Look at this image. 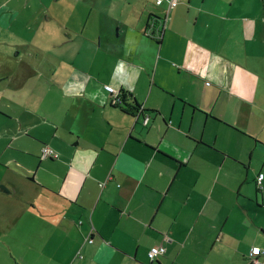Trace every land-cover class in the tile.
I'll return each mask as SVG.
<instances>
[{
  "label": "crops",
  "instance_id": "0c3cea01",
  "mask_svg": "<svg viewBox=\"0 0 264 264\" xmlns=\"http://www.w3.org/2000/svg\"><path fill=\"white\" fill-rule=\"evenodd\" d=\"M151 1L0 0V25L77 19L12 46L31 88L0 64V264H252L264 247V0ZM70 45L71 66L40 52Z\"/></svg>",
  "mask_w": 264,
  "mask_h": 264
},
{
  "label": "rangeland",
  "instance_id": "374dc122",
  "mask_svg": "<svg viewBox=\"0 0 264 264\" xmlns=\"http://www.w3.org/2000/svg\"><path fill=\"white\" fill-rule=\"evenodd\" d=\"M152 2V1H151ZM19 4L17 1H11L8 5H6V8H12L13 6ZM34 13H37V15H41L43 13H38L34 11ZM14 15L10 13V17L7 19L6 23L4 25H0V57L2 59V62H0L1 70L5 71L9 67L14 70L15 65L14 62L17 61L15 54L16 49H14L12 46L13 45H33L36 46L40 49H44L48 43L51 41H54L56 38L60 39L61 37L57 35L54 40H45V33L44 31L49 32L50 30H57L60 31L61 29L65 28L66 29V35L64 37H67V34L73 35V32H75L74 27L76 26L75 20H77L73 16H68L65 15L63 18L54 20L53 18L48 21V24L46 25V22L42 18H33V22L31 21L32 19L29 18H24V17H17L14 18ZM42 16V15H41ZM33 23L32 27L28 25V23ZM61 27H60V26ZM44 28V29H43ZM81 41L79 40V47H80ZM81 48V47H80ZM40 52H47L48 56L53 60V61H62L66 66H71L72 64L76 63L77 61L81 62L83 59H85V54L84 51L79 49L75 50L71 45L67 48H65L63 51H55V50H48V51H40ZM21 58L17 61V69L14 73H16V76L18 77L19 81L14 80L11 82V86L14 89H17L20 87L21 90L25 91V88H31L26 85V81H29L30 79L32 81H35L36 78L33 77L35 75L34 73L32 74V68L30 66H26L20 63V59H29L28 56H25L24 53H20ZM35 56V53H34ZM39 62L35 63L34 66H36L37 69L42 68V61L40 59ZM35 71V70H33ZM58 73H60L59 70H57ZM5 78V77H4ZM3 79V77H2ZM33 84V83H32ZM33 86H36V83L33 84ZM33 87V88H34ZM40 88V86H39ZM38 88V89H39ZM23 91V92H24ZM26 91H33V90H26ZM21 91H14L16 94H20ZM22 93V92H21ZM7 100L8 105H12L10 103V99H1V105L4 106V101ZM19 101V100H18ZM16 108H19L15 106ZM27 108V105L24 103L21 109H19L21 112H24ZM0 121L4 122L7 121L4 119V117L0 116ZM14 153L11 150H7L4 155V159L8 158L9 155ZM20 158H24V155L19 154L18 155ZM1 172L5 174L7 171L6 169L1 165ZM8 177V176H6Z\"/></svg>",
  "mask_w": 264,
  "mask_h": 264
},
{
  "label": "built area",
  "instance_id": "2783aa9c",
  "mask_svg": "<svg viewBox=\"0 0 264 264\" xmlns=\"http://www.w3.org/2000/svg\"><path fill=\"white\" fill-rule=\"evenodd\" d=\"M152 1L154 2L156 6H161L163 4H166L167 10L174 8L178 5V0H152ZM165 26H166V18H162L159 20L156 19L154 21L152 20L150 27L148 29V31H150L148 36L159 41L165 31ZM105 90L109 92V94L112 96V102L114 105L121 104L119 100L121 95L119 92H117L114 88L110 86H105ZM147 123H148V118L145 117L144 124H147ZM41 156L42 158H47V157H56L57 155L50 148L44 147L41 151ZM263 179H264V176L260 174L256 181L258 187L261 186ZM164 253H165V248L163 246L153 247L148 253V258L150 260H153L159 255H163ZM250 258H251L252 264H264V247L263 248H259V247L252 248L250 252Z\"/></svg>",
  "mask_w": 264,
  "mask_h": 264
},
{
  "label": "trees",
  "instance_id": "16d2710c",
  "mask_svg": "<svg viewBox=\"0 0 264 264\" xmlns=\"http://www.w3.org/2000/svg\"><path fill=\"white\" fill-rule=\"evenodd\" d=\"M151 21L153 20H156L155 18H152V19H150ZM111 96V95H110ZM112 97V96H111ZM123 99H125V97H124V95L123 94H121V96H120V98H119V100H120V102L122 103L124 100ZM120 105V104H119ZM119 105H117V106H119ZM42 151V150H41ZM40 156H41V153H40ZM57 157V156H56ZM41 158H42V156H41ZM53 159V158H55V157H47V158H42V159ZM154 260V259H153ZM153 260H150V261H153Z\"/></svg>",
  "mask_w": 264,
  "mask_h": 264
},
{
  "label": "snow or ice",
  "instance_id": "6c2138e0",
  "mask_svg": "<svg viewBox=\"0 0 264 264\" xmlns=\"http://www.w3.org/2000/svg\"><path fill=\"white\" fill-rule=\"evenodd\" d=\"M258 251V250H257Z\"/></svg>",
  "mask_w": 264,
  "mask_h": 264
}]
</instances>
